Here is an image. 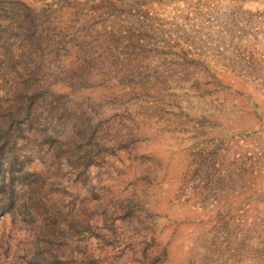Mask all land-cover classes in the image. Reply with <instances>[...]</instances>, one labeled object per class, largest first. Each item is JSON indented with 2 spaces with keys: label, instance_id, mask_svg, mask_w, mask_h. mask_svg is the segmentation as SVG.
Instances as JSON below:
<instances>
[{
  "label": "rangeland",
  "instance_id": "1",
  "mask_svg": "<svg viewBox=\"0 0 264 264\" xmlns=\"http://www.w3.org/2000/svg\"><path fill=\"white\" fill-rule=\"evenodd\" d=\"M0 264H264V0H0Z\"/></svg>",
  "mask_w": 264,
  "mask_h": 264
}]
</instances>
